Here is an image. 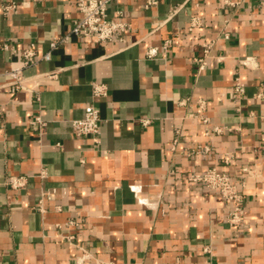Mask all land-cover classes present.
Masks as SVG:
<instances>
[{"label": "crops", "instance_id": "1", "mask_svg": "<svg viewBox=\"0 0 264 264\" xmlns=\"http://www.w3.org/2000/svg\"><path fill=\"white\" fill-rule=\"evenodd\" d=\"M146 1L108 4V17L128 25L120 36L71 37L48 60L27 65L22 50L44 52L69 32L79 17L75 0H0L17 5L0 11V44L16 49L0 48V85L11 67L31 77L14 93L0 87V264H77L82 254L90 256L83 264H264V149L253 151L264 146V99L255 96L264 90V8L257 0L236 10L224 0ZM194 15L202 24L188 31ZM204 43L211 48L199 71L194 58ZM148 47L157 48L150 58ZM236 74L245 84L238 102ZM91 82L104 83L106 96L93 99ZM197 99L221 133H204L193 115ZM90 102L101 117L97 146L70 125ZM37 115L46 125L33 130L28 121ZM197 145L209 150L190 153ZM211 167L238 182L242 224L227 222L216 190L186 179ZM10 174L27 175L26 187L6 188ZM42 190L52 194L43 214L32 208Z\"/></svg>", "mask_w": 264, "mask_h": 264}, {"label": "built area", "instance_id": "2", "mask_svg": "<svg viewBox=\"0 0 264 264\" xmlns=\"http://www.w3.org/2000/svg\"><path fill=\"white\" fill-rule=\"evenodd\" d=\"M32 1H44V0H32ZM113 0H75V5L79 12V17L73 20L69 32L60 37L53 38L49 43V49L44 52H39L38 46H32L22 50L21 56L25 60L26 64H33L37 59H46L50 58V52L54 49L58 43L66 42L70 40L71 37L77 39L93 37L99 42H105L112 40L113 38L120 36L128 29V25L125 21L121 19L110 18L107 15V6ZM225 4L236 10L243 3L244 0H224ZM155 0H147L145 7L153 5ZM259 7L264 8V0H257ZM17 8L16 3H6L0 4V11L3 14H8L9 12L15 11ZM176 7L171 9V14L176 11ZM120 10L116 11V15L120 16ZM230 21V17H227L223 21L222 33L224 37H228V32L226 27ZM202 24L200 16L194 15L191 16L188 24L186 26L188 31H193L199 28ZM171 45V39L167 38L162 43V49L165 51ZM0 48L3 50H8L12 53L16 51L15 46L9 42H2ZM211 48V43L202 44V52L200 56L194 58L195 62L198 64V70L200 71L203 66L206 64L207 58L209 57ZM156 47H148L145 51L146 57H152L156 54ZM245 64V61L243 62ZM2 75L8 78V81L0 87L7 88L9 92H16L17 90L26 88V83L31 79L30 76H25L23 74L21 67H11L2 72ZM49 75H53L50 73ZM38 76V75H37ZM36 77V76H34ZM91 97L93 99L101 98L107 94V86L101 82H91ZM245 92V84L242 81L239 75H235L233 78V84L231 88V96L234 102H238ZM255 96L260 99H264V90L256 92ZM36 99L38 96L36 95ZM180 105H185L187 99L180 100L178 102ZM197 106L200 110V113L193 114L201 118L204 124V133L206 135L210 133H221L225 127L219 125H210L209 118L201 115V112L206 108V101L204 99H197ZM100 113L97 106L94 103L90 102L86 104L83 108V116L81 118H76L70 120V125L76 136H82L89 138L94 146H97L100 142ZM143 124L148 123V119H141ZM29 126L33 130H39V128L46 125V121L39 115L33 117L28 121ZM0 125H4V119L0 103ZM176 133H179V130H176ZM264 149V146H255L253 148L254 152ZM209 147L207 145H197L194 148H191L190 153H201L207 152ZM223 161L228 162V158L224 156ZM247 174H251L253 171L250 168H243ZM46 175L45 170L42 168L38 173V177L44 178ZM27 175L23 174H10L6 176L3 180V185L12 190L20 191L26 187L27 184ZM186 179L190 182L202 183L204 186L210 189L216 190L221 198L226 202L228 206V212L226 220L229 224L240 225L242 224V202L243 195L238 189V182L233 180L227 173L219 171L215 167L208 168L202 172L190 173L187 175ZM134 190L135 188L132 187ZM52 194L49 191L42 190L38 196L37 203L33 206V209L38 210L41 214L45 212L43 206V201L45 198L50 199ZM67 224L75 225L74 220H69ZM67 241H70L73 237L68 235L64 237ZM90 256L82 254L76 258L77 264H83ZM95 264H114L110 261L94 259ZM129 264H139L136 262Z\"/></svg>", "mask_w": 264, "mask_h": 264}]
</instances>
